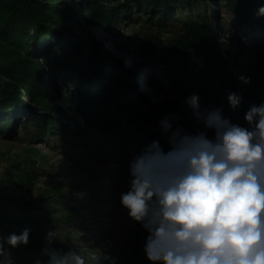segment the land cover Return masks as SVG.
<instances>
[{"label": "rangeland", "instance_id": "1", "mask_svg": "<svg viewBox=\"0 0 264 264\" xmlns=\"http://www.w3.org/2000/svg\"><path fill=\"white\" fill-rule=\"evenodd\" d=\"M66 1V11L70 7L79 19V23L62 24L74 47L85 54L90 44H101L112 57L103 62L104 77L91 72L87 65L83 71L94 86L118 91L117 102L107 95L84 115L68 90L60 86V81L55 83L44 68L38 71L42 94L36 99L23 96L24 104L15 112L7 109L0 114V236L6 241L11 234L31 230L27 245L13 248L5 242L13 264H47L49 249L61 254L76 252L85 264H136V255L143 252L149 233L142 223L130 218L121 196L130 190V164L135 157L154 141L166 153L161 124L149 123L154 132L147 134L140 126L146 125L142 116L154 104L163 107L175 101L179 102L177 110L183 112L184 100L191 95H198L206 109L213 107L188 83L189 72L180 67L172 70L165 58L177 54L206 64L202 48L211 50L217 45L224 51L225 61L237 63L244 72L226 75L233 89L248 91L254 83L264 82V29L255 32L250 26L243 27L245 39L232 46V37L239 33L237 27H231L219 32L224 37L210 43L185 33L181 23L189 16L188 9L176 10V20H159L160 14L142 9L136 0ZM59 2L52 1L55 6ZM211 8L217 9L218 18L226 25L235 21L227 9ZM102 10L108 16L117 10L123 13L120 17H103ZM49 40L52 43V37ZM97 58L91 55L89 61ZM191 65L189 62L188 67ZM115 75L116 80L112 79ZM154 76L155 86L149 83ZM240 76L250 78V83L244 84ZM173 80L181 89H175ZM134 84L143 93L141 100L128 95ZM259 98L264 99V90ZM255 100L253 97L248 102ZM48 103L57 109L50 110L52 116L46 131H42L43 125L31 117ZM235 112L225 118L248 127L244 119L247 111ZM175 122L169 121L172 126ZM174 131L171 128L168 132L172 135Z\"/></svg>", "mask_w": 264, "mask_h": 264}, {"label": "clouds", "instance_id": "2", "mask_svg": "<svg viewBox=\"0 0 264 264\" xmlns=\"http://www.w3.org/2000/svg\"><path fill=\"white\" fill-rule=\"evenodd\" d=\"M259 12L264 15V8ZM199 99L191 95L186 104L214 130V139L177 128L167 153L154 141L131 162L133 179L121 203L149 233L144 251L150 261L264 264V103L250 107L244 116L248 127H242L219 108L201 111ZM227 99L235 108L241 97L230 92ZM160 124L166 133L172 128L168 117ZM30 231L6 241L0 236V264H13L5 242L13 248L27 245ZM46 254L47 264H85L76 252Z\"/></svg>", "mask_w": 264, "mask_h": 264}, {"label": "trees", "instance_id": "3", "mask_svg": "<svg viewBox=\"0 0 264 264\" xmlns=\"http://www.w3.org/2000/svg\"><path fill=\"white\" fill-rule=\"evenodd\" d=\"M52 1L54 0H0V114H4L7 109L15 112L17 107L24 104L23 96L36 99L35 97L42 94L41 78L38 71L44 70V68L55 83L57 80L60 81V86L63 85L68 90L84 115H86L87 109L93 111V108L99 106L107 95L116 101L115 97L118 91H111L105 86H94L83 71L84 65H87L86 68L91 72L93 71L99 77H104L106 67L103 62L111 61L112 57L105 53L101 44L96 46L93 43L90 44L84 50L87 52L85 54L77 50L74 47L75 43L71 42L69 35H66L67 28L62 24L70 21L79 23V19L73 14L70 7L66 11L67 1L59 0L57 6ZM136 2L142 9H150L160 14L159 20H176V10L188 9L190 14L183 20L180 18L181 24L185 28V33L198 41L214 43L224 37L219 33L220 31L237 27L239 34L232 37L235 44L229 43V45L238 46L246 37L242 31L243 27L250 26L255 32L264 29V15L259 12L261 8H264V0H136ZM212 5L230 11L235 17V21L226 25L223 19L218 18L217 9L211 8ZM162 7L168 9L163 10ZM98 8H94V10L101 13ZM122 13L123 11L118 12L117 10L108 16L107 12L102 10L103 17H120ZM49 37H52V43H49L51 42ZM213 47L217 48L211 50L202 48L203 53L207 55L206 64L189 60L188 56L177 54H169L165 58V62L172 70L176 69L175 67H180L188 71L191 76L188 83H192L195 89L204 95L207 102L213 106L212 109H221L224 118L227 114H235L238 109L246 112L255 103H257L256 106L264 103V99L259 98L264 90V82L254 83L248 91L234 90L226 75L233 77L235 74L244 72L239 69L237 63L225 61L224 51L220 47L217 45ZM91 55H97L98 58L95 62L89 61ZM178 62L179 64H177ZM189 62H192L190 67H188ZM117 77L115 75L112 79L116 80ZM156 80L157 77L154 76L150 78L149 83L155 86ZM172 82L176 90L181 89L182 86L178 85L176 80ZM56 85L59 88V84ZM93 88L94 90H91ZM131 89L132 91L128 92L129 97L136 96L140 100L143 98V93L137 85L134 84ZM230 92H236L241 97L240 103L235 108L229 104L227 99ZM122 93L125 94L124 91ZM253 97L256 98L255 102L249 103L248 101ZM184 101L185 111L183 112L177 110L179 102L176 101L169 102L163 107L154 104V108L142 116L146 127L140 125L141 129L147 134H152L154 131L150 129L152 127L149 123L154 122L151 126H157L168 117L169 121H176L172 126L175 130L180 128L184 133L191 135L204 132L208 139H214V130L205 129L202 121H198L193 116L191 109L186 104V99ZM199 104L201 111L206 109L204 103L199 102ZM45 105L41 108L42 112L31 117L38 125H43L42 131H46V124L52 116L50 110L57 109L50 103ZM226 119L239 125V122L232 118ZM135 123L140 124L139 122ZM56 124L59 126L60 121ZM161 133L166 144L163 149L167 153L172 147L169 143L170 136H168L171 133L165 131ZM145 245L146 243L144 248ZM135 260L136 264H161V262L150 261L144 249L142 253L136 255Z\"/></svg>", "mask_w": 264, "mask_h": 264}]
</instances>
